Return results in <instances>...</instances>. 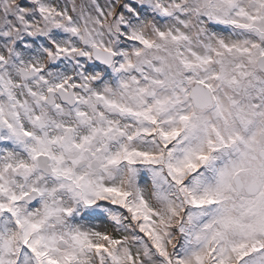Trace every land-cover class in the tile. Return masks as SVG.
<instances>
[{"label": "snow or ice", "instance_id": "obj_1", "mask_svg": "<svg viewBox=\"0 0 264 264\" xmlns=\"http://www.w3.org/2000/svg\"><path fill=\"white\" fill-rule=\"evenodd\" d=\"M0 264H264V0H0Z\"/></svg>", "mask_w": 264, "mask_h": 264}]
</instances>
